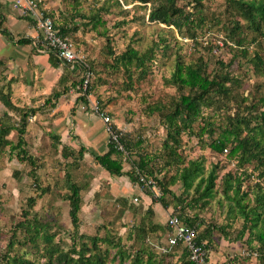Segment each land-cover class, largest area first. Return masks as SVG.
<instances>
[{
    "label": "rangeland",
    "instance_id": "1",
    "mask_svg": "<svg viewBox=\"0 0 264 264\" xmlns=\"http://www.w3.org/2000/svg\"><path fill=\"white\" fill-rule=\"evenodd\" d=\"M117 1L119 3L115 0L40 2L41 7L53 16L55 23L69 25V37L78 54L91 68L86 101L80 98L76 101L80 93L72 84L79 79L80 71L64 72V80L59 82L63 69L53 68L45 60L38 59L37 63H33L30 45L7 43V47L3 46L2 50L0 48L3 51L0 55L3 60L0 67V89L10 88V98L15 106L6 108L0 102V126L4 123L5 126H16L18 108L36 109L35 114L28 118L24 137L25 149L37 163L33 169L26 161L16 159L10 144L0 147V264H10L8 260L12 256H21L34 264H58L55 260L56 251L50 250L43 235L46 232L53 235L52 242L60 250L67 251L71 247L73 227L67 199L70 193L68 179L81 188L79 234L98 238L109 234L112 237L113 244L98 241L107 263L132 264L136 250L141 247L144 261L146 256L152 255L162 264H183L187 258L180 255L181 247L171 248L169 253L162 254L160 247L166 245L169 231H148L145 239L137 237V215L144 216L146 210V204H142V195L150 188L141 186L138 181L133 183L127 174L110 175L94 161L89 138L95 131L94 135L97 136L100 129L106 132L108 126H114L122 145L123 171L133 170L132 173L137 174L138 169L132 167L131 162H137L142 156L148 158L147 170L153 172V176L149 177L167 181L176 172V166L169 163L164 145L166 124L158 112L148 113V106L167 102L172 95L177 94L173 86L164 82L170 76L177 56L184 62H194L200 58L205 62L206 70L211 73L230 69L240 81L239 85L232 87V92L236 98L246 96V104L264 95V78L254 72L252 64L243 55L237 54L229 67L219 64L220 61L226 64L236 52L231 41L229 44L233 49L223 44L225 27L231 26L228 14L240 20L249 43L247 55L252 56L257 52L264 59V37H258L251 43L255 31L246 29L245 20L231 13L225 0H202V6L194 11L191 9V0H176L179 7L194 12V18L204 16V23L193 28L196 39L187 34H179L172 25L148 20L149 4L143 5L137 0ZM11 2L6 0L1 3L0 11L5 15L2 25L16 37L35 38L33 23L24 20ZM94 14L95 18L92 17ZM73 18L76 25H73ZM162 38L166 39L167 47L162 43ZM154 43L159 44L154 49V66L143 78L137 80L136 75L132 77L134 82L129 85L124 68L114 66V56L128 46L143 53L153 48ZM39 58L46 59L44 55ZM40 64L42 67H39ZM55 91H62L56 99L51 97ZM47 99H51V102L47 103ZM73 106L75 109H72ZM95 108L108 114L107 123L103 122ZM260 109L264 110V104ZM213 111L217 113L212 119L218 122L224 116L223 110L204 107L202 115H209ZM5 138L13 144L17 138L16 130H11ZM203 138L208 141V137ZM106 144L102 143L100 151L94 150L104 152L107 150ZM200 144L197 137L182 134L179 151L186 160L203 157L206 171L216 163L220 168L215 186L217 194L206 207L194 209L205 224L227 226L228 208L221 194V177L228 170L235 171L236 162L234 159L227 160L225 154L212 151L208 145ZM80 146L85 147L82 156L77 155ZM70 150H74V154ZM251 168L252 165L248 164L243 169L249 176L245 175L239 193L242 195L244 191L250 192V199L245 200L249 206L254 204L251 189L255 188V182H259L264 189V179L257 178L256 170ZM139 172L148 175L146 169ZM172 188L175 194L186 200H190L193 194L192 189L185 190L179 182ZM155 190L156 194L160 193L156 181ZM166 196L168 200L171 198L169 194ZM31 197H35L32 206L28 203ZM134 197L138 200H134ZM172 201L174 204L175 201ZM156 208L158 216L179 211L172 206ZM190 212L187 209L185 213L193 214ZM242 220L239 217L230 219L228 237L218 229L212 232L206 249V264H259L256 250L246 243L247 233L242 238H236ZM34 223L43 224V228L36 232ZM80 240L85 238H79L76 242ZM86 241L90 244L89 240ZM254 245L257 246L256 241Z\"/></svg>",
    "mask_w": 264,
    "mask_h": 264
},
{
    "label": "trees",
    "instance_id": "2",
    "mask_svg": "<svg viewBox=\"0 0 264 264\" xmlns=\"http://www.w3.org/2000/svg\"><path fill=\"white\" fill-rule=\"evenodd\" d=\"M116 3H119L115 0ZM143 5L149 4L148 20L159 22L165 25H172L179 34L190 35L195 37L193 28L197 25L201 26L204 23V16L200 15L194 18L193 14L196 8L202 6V0H191L192 11H185L182 7L176 4V0H137ZM227 8L231 13H235L238 17L246 22V29L255 31L256 35L252 36L251 43L255 42L258 37H264V0H225ZM191 4V3H189ZM1 7V3H0ZM56 30L64 36L69 37L68 24L61 25L55 23ZM98 16V15H97ZM4 13L0 11V34L6 39L7 42L19 46H31V54H41L38 51V45L32 36H14L13 33L5 26H3ZM93 18L96 14L92 15ZM24 20L33 22L27 16H22ZM228 21L231 26L225 27L224 42L228 47L231 41L235 45V51L231 55V59L224 64L219 62L221 66H230L235 60L237 54L243 55L246 61L252 64L255 73L264 78V59L261 54L255 52L252 56L247 55V41L240 20L233 18L228 14ZM75 21L73 18L72 22ZM219 19H217V22ZM76 22H73V25ZM224 25V24H223ZM185 28V30H183ZM196 39V37L194 38ZM166 39L162 38V43L165 45ZM153 48L140 53L137 49L128 46L125 50L114 56V66H121L128 77L129 85L134 80L132 77L136 75V79L143 78L154 66L155 63V47L158 43H154ZM221 45V43H220ZM166 46V45H165ZM163 47V46H162ZM167 47V46H166ZM233 47V46H232ZM231 47V48H232ZM233 49V48H232ZM47 55V61L53 68H62L63 73L59 77V82L64 80V72L82 71L79 65L70 68L67 62L62 61L51 51L44 53ZM3 60L0 58V67ZM91 69V68H90ZM137 70L139 75L137 77ZM80 73V72H79ZM168 86H173L177 94L172 95L167 102H157L155 105L148 106V113L158 112L160 117L163 118L166 124V138L165 148L168 151L169 163L176 166V172L167 181H162L156 178V183L159 185L160 195H155L151 190H147V194L151 197V203L159 202L164 208L172 206L178 208L175 211L181 221L196 229V241L203 244L207 249V245L212 238V232L218 229L225 237H228V228L230 227V219L236 217L242 218L241 227L237 230L236 238H242L247 233L246 243L250 247H254L257 252V260L259 264H264V189L259 182H255V188L251 189V199L254 204L249 206L246 199H250V192L244 191L239 195L241 186L247 177L246 170H243L246 165H252L251 170H256L257 178L264 179V110L260 109L264 104V95L254 98L250 103L246 104L247 97L241 96L236 98L232 92L234 85H239V79L232 74L230 69L221 72H208L206 70L205 62L198 58L194 62H184L177 60L174 63L173 70L169 77L164 79ZM79 83L78 80L73 81L74 87ZM66 91V88H63ZM10 88L6 90L0 89V102L6 108H14L10 98ZM62 91H55L51 97L58 98ZM86 94L78 95L76 101L80 98L86 101ZM47 103L51 99L46 100ZM234 103V106L233 104ZM214 108L216 110H223L224 116L218 122L212 119V116L217 113L213 111L209 115H202V109ZM19 109V119L17 125H6L5 123L0 126V147L10 144V149L15 151V157L18 161H26L33 169L36 168V160L27 153L26 140L24 134L30 115L35 114L36 109ZM75 109V106L72 107ZM6 114V113H5ZM4 114V115H5ZM113 128H115L113 126ZM11 130H16V141L11 144V141L5 138ZM187 134L195 136L202 143L201 146L208 145L209 148L218 153L225 154L227 160H235L236 170L226 171L222 177V197L227 201V226L220 224L218 226L208 223L205 224L204 220L194 208H204L210 203V200L217 194L216 181L218 179L219 164H212L206 171L203 157L187 158L181 155L179 147L181 144V135ZM208 137V141L203 137ZM122 140V139H121ZM123 141V140H122ZM107 150L103 153H92L94 161L105 169L110 175L121 176L127 174L130 181L137 183V174H133V170L127 172L123 171L121 155L122 152L118 150L114 142L109 137L106 144ZM126 147V146H125ZM63 149H66L63 146ZM226 149V152H224ZM85 150L84 146H80L77 150V155L82 156ZM74 154V150H70ZM67 156V154H63ZM148 158L140 156L136 162H131L132 167L138 171H144L148 174L146 177L153 176V172L147 170ZM239 169V170H238ZM242 169V170H240ZM31 169V174H32ZM239 171V172H238ZM35 177V175H33ZM68 176V175H67ZM69 178V176H68ZM139 182V181H138ZM177 182L185 190L192 189L190 200H186L175 194L172 186L177 185ZM70 193L68 195L69 201V216L73 227V236L71 238V247L67 251L58 249L53 242V235L47 232L43 235L44 240L48 243L51 251H56L55 260L58 264H110L107 263L103 257L98 241L112 242V237L106 235L104 238L91 237L79 234V210L81 207L80 186L68 179ZM253 186V187H254ZM171 195V200L167 199L166 195ZM172 199L175 201L173 204ZM186 200V201H185ZM35 197L28 199L30 206L34 204ZM222 203V202H220ZM193 212L186 215V210ZM185 214V215H184ZM24 222V221H23ZM22 222H20L21 225ZM33 228L36 232L43 228V224L34 223ZM146 228V229H145ZM160 230L165 233L169 230L167 222L165 225L160 224L154 219V212L150 205L147 206L144 216L139 218L137 223V237H146L148 231L156 232ZM31 231V230H30ZM35 232V233H36ZM79 238H85L76 242ZM86 240L90 241V244ZM256 241L257 246L253 245ZM205 243V244H204ZM146 246L147 243L145 242ZM145 247V246H144ZM181 247L180 255L187 258L183 264H191L186 249L181 243H178L173 249ZM56 249V250H55ZM142 248L136 250V255L132 258V264H162L153 258L152 255L146 256L147 259H142ZM170 251L163 252L162 254L169 253ZM120 253V251H119ZM123 254V252H122ZM76 255V257H74ZM10 264H34L31 260L21 256H12L8 260ZM206 264V262L204 263Z\"/></svg>",
    "mask_w": 264,
    "mask_h": 264
},
{
    "label": "built area",
    "instance_id": "3",
    "mask_svg": "<svg viewBox=\"0 0 264 264\" xmlns=\"http://www.w3.org/2000/svg\"><path fill=\"white\" fill-rule=\"evenodd\" d=\"M41 0H14L12 6L17 10L21 16H29L33 20L34 30L36 31L35 43L38 45V51L46 53L51 51L54 55L62 61L67 62L70 68L79 65L82 68L79 75V83L76 85L75 90L81 94L87 92L89 82L91 80L92 72L90 67L84 62L82 56L77 52L76 46L70 37L64 36L59 33L51 16H49L40 5ZM87 95V94H86ZM98 108V107H97ZM95 108L99 113L103 122L109 121L108 114ZM108 131V132H107ZM107 134L114 142L118 150H122L120 139L113 126L107 127ZM226 152V149H224ZM137 178L141 186H148L155 195V180L152 177H146L137 170ZM156 192V193H155ZM137 200L136 197L133 198ZM167 225L170 234L166 240V245L161 246L162 252H167L178 243H181L186 249L188 259L191 264H204L206 260V248L203 244L196 241V229L183 223L176 213H170L167 218Z\"/></svg>",
    "mask_w": 264,
    "mask_h": 264
},
{
    "label": "crops",
    "instance_id": "4",
    "mask_svg": "<svg viewBox=\"0 0 264 264\" xmlns=\"http://www.w3.org/2000/svg\"><path fill=\"white\" fill-rule=\"evenodd\" d=\"M5 3V1L6 0H0V3H3V2ZM10 1H13L14 2V0H10ZM13 2H11V4H13ZM7 43H9V42H7V41H5V39H3V36L0 34V48H1V50L3 49V46L4 47H7ZM9 45V44H8ZM9 47V46H8ZM1 50H0V55L1 54H3L2 52H1ZM42 55H44L45 56V58L46 59H42V58H39L40 56H42ZM31 56H32V59H33V63H37V61H43V60H45V62L48 64V65H50L49 63H48V61H47V55L46 54H31ZM39 59V60H38ZM39 67H42V65L40 64V66ZM100 126H101V124H100ZM102 127V126H101ZM94 131V130H93ZM96 133V131L93 133V135L89 138V144H90V149H92V151H94L95 153H99V152H96L95 150H97V151H100L101 150V148H102V143H104V144H106L107 142H105L106 141V136H108V134H107V132H104L103 131V129H100L99 130V132H97V136H95L94 134ZM92 134V133H91ZM95 149V150H94ZM100 153H103V152H100ZM144 194V193H143ZM142 199H143V201H142V204L143 205H145L146 206V208H147V206L148 205H150L151 207H152V209H153V212H154V219L156 220V218H159L160 220H156L157 222H159L160 224H162V225H165L166 224V222H167V218H168V216H169V213H166L164 216H162V215H160V216H158V210H157V208L156 207H158V206H162L160 203L158 204V202H155L154 204H151V197L147 194V193H145L144 195H142ZM137 200H138V198H137ZM163 207V206H162ZM142 209V207H140L139 208V210H141ZM137 217H139L140 218V216L139 215H137ZM138 218V219H139ZM164 223V224H163ZM169 231V230H168ZM154 233H161V231L160 230H158V231H156V232H154ZM169 234H170V231H169ZM169 236V235H168Z\"/></svg>",
    "mask_w": 264,
    "mask_h": 264
}]
</instances>
